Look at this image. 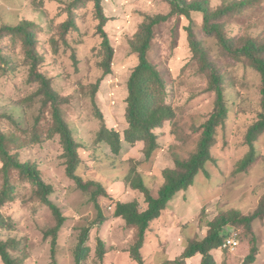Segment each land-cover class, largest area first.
<instances>
[{
	"label": "rangeland",
	"instance_id": "374dc122",
	"mask_svg": "<svg viewBox=\"0 0 264 264\" xmlns=\"http://www.w3.org/2000/svg\"><path fill=\"white\" fill-rule=\"evenodd\" d=\"M73 1L0 0V28L23 21L36 24L37 47L44 58L41 71L52 79L55 90L67 102L63 106L65 118L81 146L84 165L79 174L86 181H100L110 194L109 199H98L106 222L94 224L98 211L91 195L80 190L67 177L60 137L43 144L32 142L36 135L47 138L51 117L37 125L42 107L40 98L35 97L39 87L29 81L30 68L24 63L21 42L9 37L0 41L1 52L10 60L9 65H0V112L4 116L0 127L9 135L10 149L22 161L43 169L45 180L55 185L56 191L51 199L67 217L59 236L57 264H76L74 251L82 229L92 224L89 242L92 253L86 264L101 262L97 255L100 239L106 248L104 264H138L128 251L133 232L126 230L124 221L113 217V213L116 202L137 201L141 211L147 208V204L143 194L124 181L130 178L132 171H139L156 195L164 182L162 172L174 168L175 159H187L195 152L201 127L214 110L215 95L208 91L209 81L193 60L185 31L189 21L174 19L158 26L149 60L158 67L165 80L166 103L175 110L176 118L156 131L159 149L150 160L145 159L142 143L131 146L124 142L117 162L111 163L108 160L111 155L109 146L95 143L100 121L95 117L91 86L101 76L99 62L103 58L102 40L96 33L98 21L93 3L78 8L75 10L78 29L64 37L61 27L70 18L68 8ZM211 2L213 9L223 4L222 0ZM103 5L111 18L106 31L115 55L113 72L101 83L97 102L108 127L123 135L128 127L125 119L128 81L139 63L130 40L143 20L140 12L156 15L168 13L170 9L162 0H104ZM193 19L196 34L210 61L225 77L230 112L217 132L212 149L214 162L206 165L210 177L200 173L188 191L179 193L171 201L161 221L153 222L155 228L159 222L170 223L178 219L185 226L181 233L176 228L167 237L160 236V248L157 249H154L157 229L149 234V245L143 249L148 264H160V261L165 264L167 256L179 257L190 241L203 240L207 236L208 223L218 215L232 210L245 216L253 215L264 197V135L256 143L260 154L257 163L245 172L239 169L249 151L245 144L247 131L260 112V76L247 65L226 56L216 40L204 34L202 14L193 13ZM222 22H225V31L230 37L264 40V0L255 2L241 14H229ZM97 147L100 150H95ZM2 166L0 159V192L4 182ZM17 184L16 200L0 206V214L7 220V226L0 234L16 244L13 253L24 259V264H54L53 238L46 239L45 231L56 225L55 218L48 207L35 199L31 184ZM237 228L242 239L241 248L213 250L217 264H250L246 262L247 250L242 246L245 242L251 243L252 236L257 237L260 251L257 261L251 264H264V220H257L251 232L245 227ZM0 264H5L1 255ZM189 264H201V258H193Z\"/></svg>",
	"mask_w": 264,
	"mask_h": 264
},
{
	"label": "trees",
	"instance_id": "16d2710c",
	"mask_svg": "<svg viewBox=\"0 0 264 264\" xmlns=\"http://www.w3.org/2000/svg\"><path fill=\"white\" fill-rule=\"evenodd\" d=\"M103 1H73L68 8L70 18L62 25L61 29L64 37L78 29L75 10L93 3L95 19L98 21L96 33L102 40L103 55L102 60L99 62L101 76L91 86L95 117L100 121V129L97 132L95 143L96 145L106 144L109 146L111 155L108 156V160L111 163L117 162V157L122 152L124 142L131 146L142 143L145 159L150 160L159 149V136L156 131L163 128L167 122L172 123L176 118L175 110L166 103L165 80L158 67L149 60V52L152 49L155 30L158 26L174 19L183 20L185 18L189 21L185 31L193 60L197 62L199 71L209 81L208 91L215 95L214 110L201 127V134L195 152L187 159H175V167L166 168L162 172L164 182L156 195L153 193L152 187L143 180V176L139 171H132L130 178L124 181L126 185L129 184L133 189L143 194L147 209L141 211L137 201L115 203L113 217L121 218L124 221L125 229L132 231L134 235L133 242L128 248L130 256L138 264H148L142 253L147 232L151 229L152 223L158 220L163 212L169 208L171 201L179 193L188 191L195 184L200 173H204L208 178L210 177L206 165L214 162L212 149L216 144L217 132L228 119L230 112L224 87L225 77L210 61L206 48L199 40L196 34V22L193 19V13L202 14L204 34L215 39L226 56L247 65L260 76V112L258 119L247 131L245 144L249 151L240 163V171H247L259 159L260 154L257 151L256 143L264 135V40L253 37H230L225 31L226 24L222 20L231 13L241 14L249 6L261 0H222V6L217 7V9H213L211 0H162L170 9L167 14L151 15L140 12L141 14H139L143 20L134 38L130 40L132 52L138 56L139 63L131 73L128 81L125 113L128 127L123 135L108 127L97 102V94L101 83L113 72L112 63L115 55L111 39L106 31V26L111 18L105 12ZM8 37L21 42L24 63L30 68L29 81L39 87L35 97L40 98L42 107L37 117V125L40 126L48 116L51 117V126L47 138L42 139L39 135H36L37 138L32 139V142L43 144V142L60 137L63 147L62 160L67 177L74 181L80 190L91 195L92 203L98 211L97 223L94 224H104L107 218L98 199L100 197L109 199L110 194L107 187L100 181L95 179L86 181L79 174L84 165V159L80 152L81 146L65 118L63 106L67 102L55 90L52 79L41 71L44 58L37 47L36 24L31 21H23L15 26H2L0 28V41ZM3 63L9 65L10 60L0 50V65ZM3 118L4 116L0 112V122ZM95 150H100V148L97 147ZM0 159L3 164L1 175L4 181L0 192V206H5L8 202L16 200L18 182L31 184L35 199L51 210L56 221L53 228L45 231V238H53V263L57 264L59 236L67 223V217L61 207L51 199L56 191L55 185L45 180L43 169L31 162L22 161L10 149L9 135L1 127ZM257 220H264V197L257 211L251 216H245L237 210L218 215L208 223L209 231L203 240L190 241L179 257L167 260L165 264H186L187 259L197 254L202 256L201 264H217L213 250L222 247L227 237V229L238 231L237 227H245L251 232L253 224ZM92 225L82 229L79 244L74 251L76 264H86L92 253V247L89 244ZM6 226V218L3 214H0V231L5 229ZM250 245L252 246L250 247ZM15 247L16 244L11 240H5L0 234V255L5 264H24V259L14 255L13 249ZM242 249L247 250V263L251 264L257 261L260 245L256 236H252L251 243L245 242ZM105 254V242L100 239L97 247V255L101 260L99 264H104Z\"/></svg>",
	"mask_w": 264,
	"mask_h": 264
},
{
	"label": "crops",
	"instance_id": "0c3cea01",
	"mask_svg": "<svg viewBox=\"0 0 264 264\" xmlns=\"http://www.w3.org/2000/svg\"><path fill=\"white\" fill-rule=\"evenodd\" d=\"M170 11V10H169ZM165 14H167L166 12H165ZM117 184V183H116ZM123 203V202H122ZM127 203V202H126ZM129 203V202H128ZM147 209V208H146ZM145 209V210H146ZM164 213V212H163ZM163 217V214H162V216L158 219V221H161V218ZM174 219H175V217H173ZM173 219V220H174ZM155 222V221H154ZM152 225H153V223H152ZM151 225V229L147 232V235H146V242H145V244H144V246H143V248H142V253H143V249H144V247L146 246V244L147 245H149V242H150V238H149V234H153V232L155 231V229H157V232H155V238H157V242H155L154 244V249L156 248H160V247H158V243H159V238H160V236H164V235H166L165 237H167L168 236V234L172 231H175V230H177L176 228H178L179 230H180V233L182 232V227L183 226H185L184 225V223L182 224L181 223V221L180 220H178V219H176V220H174L173 222H170V223H162V222H159V224L157 225V227H155V228H153V226ZM163 232H164V234H163ZM157 243V244H156ZM185 249V247H183V250ZM182 250V251H183ZM156 254V253H155ZM158 254V253H157ZM144 255V254H143ZM201 255L200 254H197V255H195V256H193V257H191V258H189V259H187V263L186 264H189V263H191V260L193 259V258H195V259H198V258H201L202 259V257H200ZM145 257V256H144ZM148 257L146 256L145 257V259L148 261V259H147ZM159 259L160 260H162L161 258H160V256H159ZM166 260H173V258L172 257H169V256H167V258H166ZM162 262L160 261V264H161Z\"/></svg>",
	"mask_w": 264,
	"mask_h": 264
},
{
	"label": "built area",
	"instance_id": "2783aa9c",
	"mask_svg": "<svg viewBox=\"0 0 264 264\" xmlns=\"http://www.w3.org/2000/svg\"><path fill=\"white\" fill-rule=\"evenodd\" d=\"M241 241L240 232L234 229H227V237L221 248L236 250L241 246Z\"/></svg>",
	"mask_w": 264,
	"mask_h": 264
}]
</instances>
